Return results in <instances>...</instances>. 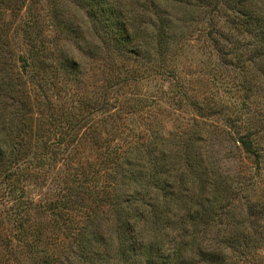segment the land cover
Segmentation results:
<instances>
[{
  "label": "rangeland",
  "instance_id": "1",
  "mask_svg": "<svg viewBox=\"0 0 264 264\" xmlns=\"http://www.w3.org/2000/svg\"><path fill=\"white\" fill-rule=\"evenodd\" d=\"M133 2L143 4L146 10L142 28L153 22L155 27L163 25L170 30L166 34L168 45L163 58L171 72L167 74L155 65V72L139 73L142 76L135 87L130 84L121 89L119 85L108 89L123 78V70L120 72L119 68L121 61H146L140 56L147 52L142 35L148 30L139 33L128 25V39L122 45L124 55L112 48L111 40H103V13L106 16L121 13L131 23L135 19ZM241 2L264 22V10L259 3L264 0ZM26 3L32 9L29 19L34 42H28L23 22L19 20L25 9L14 12L8 3H1L0 57L5 72L11 70L12 59L21 57L31 61L33 57L32 61L36 62L34 72L28 69L25 76L32 104L31 115L24 120L28 154L36 151L43 140L69 127L70 141L77 148L75 157L81 161L79 163L96 166L103 163L106 141L118 139L105 134L112 127L106 117L113 115L114 110L134 111L136 114L127 113L110 121H114L115 127L125 125L124 133L134 135L140 142L148 139L152 143L159 178L167 179L166 184L174 187L182 201L159 213L156 222L149 224L144 220L127 239L120 240L108 211L86 199L83 203L86 215L96 220L93 232L91 230L93 239L85 248L82 260L65 258L64 248H70L72 242V238H65L67 231L63 226H68L62 221L65 214L59 218L58 213L52 215L42 207L29 204L24 215V235L27 233L29 246L20 245L15 251L20 253L17 264H35L34 255L45 251L57 257L56 264H264V61L249 62L250 47L242 43L246 34L237 29L229 30L227 21L236 3H230L213 19L216 27L223 26L221 36L216 38L217 47L207 39L209 8L199 4L192 5L193 11L188 13L157 0H27ZM222 53L226 55L228 66L220 69L216 62ZM42 62L47 66L50 83L54 84L52 88L48 86L49 89L40 86L35 77V72L43 67ZM49 62L54 63L48 68ZM133 65L142 70L139 65ZM106 92H110L112 108L107 106L110 110L103 114ZM235 116L252 130L262 129L255 140L263 155L259 164L241 161L234 155L228 135L231 130L223 121ZM128 129L131 133H127ZM184 152L191 153L193 160L202 163L201 167L214 161L217 173L224 179L227 177L224 187L230 186V193L224 192V200L228 199L237 207L234 218H221L211 223L206 233L202 231L197 236L188 224L193 212L191 207L194 202L203 201L196 200L200 195L207 199L212 186L204 175H197L192 181L177 182L178 159ZM152 176L150 169L147 172L136 169L130 173V181L117 180L115 188L117 194H121L120 199L124 201L128 195L142 194L147 188L153 201L149 202L148 195L142 197V201L156 205L161 196L151 188L158 180ZM214 178L216 176L212 180ZM55 181L45 178V181L18 182L25 194L24 203L56 200ZM239 181L249 184L248 190L235 191L241 187L236 185ZM7 190V186L0 183V193ZM177 190H188L189 194L182 197L183 193ZM4 199L0 202V264H6L9 251L4 243L14 230L8 223V211L16 205L11 199ZM197 227L203 229V226ZM203 249L216 251L217 262L204 258ZM73 251L74 255L80 254L75 248Z\"/></svg>",
  "mask_w": 264,
  "mask_h": 264
},
{
  "label": "trees",
  "instance_id": "2",
  "mask_svg": "<svg viewBox=\"0 0 264 264\" xmlns=\"http://www.w3.org/2000/svg\"><path fill=\"white\" fill-rule=\"evenodd\" d=\"M157 1L163 5L166 4L169 8H181V11L188 13L193 11L192 5L199 4L198 6L209 8L207 16L210 18L208 22L210 29L207 32V39L213 41L216 47L219 44L218 39L222 34L220 28L223 26L216 27L213 19L218 18L221 10L226 9L230 6V3L235 2V10H233L232 15H230L227 21L229 23V30L235 31L237 29L246 34L248 39L242 38V43L250 47L248 53L249 62L260 64L264 61V22L262 23V18L258 17V14L253 9L247 8V4L245 5L241 0H188L184 3L183 0ZM6 2L9 9L14 12H21L22 8L25 9L24 13L20 15L19 20L23 22V26H21L28 42H34L32 24L29 19L32 9L27 5V0H7ZM6 2L5 0H0V4H7ZM16 2L19 3L17 4ZM133 3L131 4L133 5L132 14L135 19L131 23L129 22V18L122 16L121 13L110 14L108 16L103 13V40H111L112 48L120 51L121 55H124L122 45L128 39L127 35L129 33L127 30L129 26L133 27L135 31L139 30V33L148 30L146 33L143 32L142 35L146 49L144 50L147 52L146 54L144 53L145 57L144 55L140 56L141 59H146V61H121L119 68L120 72L123 70V78L121 82L109 86L108 89H112L118 85V88L121 89L130 84H133L135 87L136 83L140 82L139 77L142 76L139 73L142 72L146 75L150 72H155V65L159 69L164 70L165 73L167 72V74L171 72V70H167V63H165L166 60L163 58L168 45L166 34L170 30L166 29L163 25L155 27L153 22H151V26L147 25L142 28L146 10L142 8L143 4L136 5L135 2ZM259 3L261 4L260 9L264 10V3ZM230 36L234 37L232 34ZM216 38L218 39L216 40ZM238 42H240V39ZM218 57L216 64L220 69L228 66L225 60V53L219 54ZM32 60L33 57H31V61L21 59V57L16 58V60L12 59L11 70L5 72L3 71L5 67L2 66V58L0 57V183H3L8 188L7 191L0 193V202H2L3 198H6L4 199L5 201L11 199L13 202H16L14 207L9 208L7 215L8 223L11 224V228L15 231L13 230L10 238L5 239V249L9 251L6 252L8 253L6 264H17L20 261V256H18L20 253H16L15 251L19 249L20 245L23 247L29 246L27 233H25L26 236L24 235V215L27 213L29 204L36 205L37 208L42 207L52 215L58 213L59 218H63V214H65L62 220L68 224V226H63L64 230L67 231L65 238H72L71 247L64 248L65 258H73L74 260L80 258L82 260L85 248L93 239L91 230L96 220L90 214L86 215L87 208L83 205L86 199L95 202L98 208L108 211V214L112 216L115 233L120 240L127 239L134 232V228L144 220L149 224L156 222L160 215L159 213H163L164 209L171 204L182 200L181 197L176 196L174 187L166 184L167 179L161 181V177L159 178L160 171L158 170V161L153 156L152 143L148 142V139L145 142H140L134 135L124 133L127 130L125 125L121 123L115 127L114 121H110L112 118H120L127 113L136 114L134 111L124 112L114 110L113 115L106 117L109 119L108 123L112 127L109 131H105V134H109L110 136L115 135L118 139H115V142L114 139L106 141V152L103 155V163L99 162L96 166L90 167V163L82 162L86 170L83 169L82 164L79 163L81 161L75 157L77 148L70 141L69 127L62 129L59 135L52 136L49 140H43V144L36 151L28 154L27 147H29V144L25 142L24 138L26 128L24 120L27 115H31L32 104L31 92H29L28 88L29 82L25 76L28 74V69H33L34 72L36 68V64H34L36 62ZM130 62L139 65L142 67V70L137 69ZM53 63L49 62L48 68ZM41 64H43V67L35 72V77L40 86L43 85L46 89H49L48 86L52 88L51 86H54V84L50 83L51 79L46 71L47 66H44V62ZM14 66H16V69ZM167 74H165V77L169 76ZM109 93L106 92L103 95V114L109 112L110 109L107 106L112 108L108 96ZM17 118L18 120H16ZM223 122H225V127L231 130V134L228 133V135L233 145L234 155L241 161L250 160L251 163L259 164L263 155L255 140L262 129L252 130L248 128L244 124V121L237 116L233 118L227 117ZM115 130L116 132H114ZM127 133H131L129 129ZM192 157L193 155L187 152L182 153L179 157L176 169L177 182L192 181V178L197 177V175H204L205 178H209V181L211 180L212 186L208 198L203 199L200 195L196 200L203 201L201 203L194 202L191 207L193 212L189 215L188 224L192 227L193 235L197 236L202 231L206 233L207 227L211 223H217L221 218H234L237 207L233 203H230L228 199L225 202L224 192L228 191L230 193V186L228 185V189L224 187L228 182L227 177L224 179L223 175L217 173L214 161L201 167L202 163L199 164ZM198 166L201 167L203 173L199 171ZM62 169H64V173H62ZM136 169L138 171L145 170V172L150 169L152 170V177L158 178L151 187L155 190V193L161 196V201L156 203V205L142 201V197L148 195L149 191L147 188L142 194L137 193L126 196L124 201L120 199L121 194H117L115 188L117 186L116 181H130L132 178L129 175ZM215 176L216 178L212 180ZM45 178L56 180L55 183L58 188L57 199L52 202L43 199L37 204L32 203V201L25 204L23 201L25 194L23 188L18 186V182H32L33 180L35 182L37 179L45 181ZM239 184L241 187L235 191L248 190L249 184H246L245 181L236 183L237 186ZM177 192L183 193L182 197H187L189 194L188 190H177ZM148 199L149 202L153 201L150 195H148ZM71 223L72 225H70ZM196 226H203V229L198 230ZM231 237L233 240L234 236ZM73 248L77 249L80 254L74 255ZM28 252L33 253L31 250H28ZM201 255L204 258L208 257L213 262H217L218 260V257H215L216 251L214 250L203 249L201 250ZM34 256L35 264H56L57 257L53 253L47 254L45 251L42 255L35 254Z\"/></svg>",
  "mask_w": 264,
  "mask_h": 264
}]
</instances>
